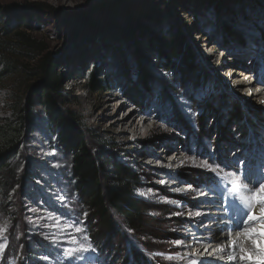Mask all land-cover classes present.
Segmentation results:
<instances>
[{
    "label": "rangeland",
    "instance_id": "1",
    "mask_svg": "<svg viewBox=\"0 0 264 264\" xmlns=\"http://www.w3.org/2000/svg\"><path fill=\"white\" fill-rule=\"evenodd\" d=\"M32 2H43L58 12L33 18L34 29L16 27L17 31L37 40L44 48L42 54L51 53L55 58L67 92L65 107L80 121L89 146L100 153L101 163L107 169L122 163L135 174L133 195L146 203L144 229L127 232L135 255L153 264H185L197 255L207 256L196 251L197 239L192 233L203 235L208 232L204 225L215 223L219 209L213 201L219 200L224 185L214 195L209 193L208 201L191 189L174 191L189 184L203 185L213 175L199 167L177 166L185 155L198 154L199 163L211 150L219 165L217 172L227 183L237 174L225 166L234 165L241 156L264 155V113L252 108L253 96L242 101L237 80L230 76L247 66L259 79L264 77V0H0V5ZM103 3L114 4L106 8ZM85 11L90 18L84 24L73 14ZM138 22L155 37L165 34L171 39L173 32L178 33L188 53L176 56L169 67L157 65L142 53L135 56L136 38L126 40L122 33L136 32ZM16 63L25 68L24 77L32 75L35 61L20 58ZM96 66L99 78L109 80L108 91L95 93L86 87L87 75ZM21 74L0 81V118L8 113L11 91L22 89ZM186 108L199 113L196 121L189 119ZM157 137L159 141L154 140ZM161 165H173L170 171L175 183ZM240 179L243 182L242 175ZM57 193L68 198L67 207L58 201ZM259 208L257 205L255 210ZM189 211H200L204 224L200 217L189 218ZM75 219L80 220L84 233L75 231ZM85 234L89 236L72 175V157L59 147L52 130L39 128L0 176V246L7 245L0 252V264H78L68 260L67 253L92 242L84 240ZM112 236L107 243L116 244L114 253L118 254L111 261L115 264L117 258L126 259L127 247L120 235ZM176 240L191 247L176 246ZM29 251L33 263L25 259ZM177 252L189 255L184 260L167 259ZM98 254L82 264L110 262L103 254L98 259ZM227 261L223 257V264L230 263ZM119 262L126 264L122 259Z\"/></svg>",
    "mask_w": 264,
    "mask_h": 264
},
{
    "label": "trees",
    "instance_id": "2",
    "mask_svg": "<svg viewBox=\"0 0 264 264\" xmlns=\"http://www.w3.org/2000/svg\"><path fill=\"white\" fill-rule=\"evenodd\" d=\"M113 4L103 3V7L110 8ZM56 12L57 9L43 2L0 5V81L7 76L26 72L21 64L16 63L17 59L27 58L30 62L35 61V68L31 70L30 77L21 74L24 79L22 89L11 91L6 107L8 113L0 118V176L19 154L31 133L39 128L46 132L52 130L59 147L72 157V175L76 182V191L86 213L85 226L89 237L92 242H98V259L103 254L110 258V262L106 264L113 262V257L118 251L114 253L116 244L112 245L107 241L111 235L113 238L120 235L126 241L127 255L126 259L117 258L115 264L120 263V259L125 260L126 264H153L150 259L135 255L137 250L133 239L127 233H141L145 227L146 203L133 195V170L122 163L107 169L101 163L100 153L89 146L80 121L65 107L67 92L61 82L62 77L58 75L60 66L55 58L51 53L42 54L44 48L37 40L16 29H34L33 18ZM73 15H77L78 20L84 24L90 18L88 11ZM134 28L136 32L122 34L126 40L136 38L137 45L133 51L135 56L142 53L150 59H155L157 65L161 63V66L169 67L176 56L188 51L176 32L171 34L170 39L165 34L155 37V34L152 35L147 26L140 22L136 23ZM121 48L123 49V46ZM121 51L125 52V48ZM187 59L184 58V61ZM97 69L96 66L88 73L86 87L95 93L108 91L109 80L99 78ZM38 107L40 109H37ZM154 140L160 139L157 137ZM114 215L120 217L121 222ZM31 253L32 251H29L25 259L33 263L34 256ZM21 264L27 262L22 261ZM35 264L45 263L36 261ZM185 264H188V261Z\"/></svg>",
    "mask_w": 264,
    "mask_h": 264
},
{
    "label": "snow or ice",
    "instance_id": "3",
    "mask_svg": "<svg viewBox=\"0 0 264 264\" xmlns=\"http://www.w3.org/2000/svg\"><path fill=\"white\" fill-rule=\"evenodd\" d=\"M244 80H248L247 76L243 77ZM259 83H264V80L258 81ZM256 91H260L259 88ZM251 94V90H249ZM264 104V99L260 101ZM185 111L188 113L189 119L196 121L199 113L192 112L190 108H186ZM194 126H196L194 124ZM173 129L165 128V131H172ZM195 155H185L184 159L180 161L177 167H199L205 172H211L213 175L209 177L203 185L191 184L185 187H177L173 189L174 191L187 193L189 189L197 192L198 196H203L205 201L209 200V193H215L216 188L221 185L224 187L221 189L220 198L218 201H213L215 206L219 209V216L215 221V224L204 225L206 229L211 232L210 237H203L202 241L207 247L204 248V253H208L207 256L201 254L199 260L192 259L188 261V264H209V261H215V264H223V257L214 256L213 253H225L228 252V260L235 264L239 261L240 264H264V206L260 207L259 214L256 213L257 205H264V155L257 157H251L245 159L243 156L236 160L234 165L225 166L226 168H231L233 172L237 175L233 181L225 182L224 178L219 175L217 168L219 165L212 159L211 150L209 155L204 157L197 163ZM212 162L209 163V160ZM191 161V163H188ZM59 166V165H56ZM166 167L171 170L173 165H166ZM241 175L243 176V182H241ZM162 184H166V181H159ZM39 183V182H37ZM215 185V187H213ZM17 187H19L17 185ZM207 188L208 191L205 192L203 189ZM141 195H144L142 190H137ZM152 190L149 189V192ZM247 193L246 195H241L240 193ZM225 193L227 196H225ZM58 201L65 207H67L66 200L67 197L60 196L56 194ZM171 204L176 205L178 201H170ZM34 211V209H30ZM71 210V209H69ZM174 215L183 216L182 212H174ZM86 215V213H85ZM189 218L200 217L201 224H204V217L200 211H189L187 212ZM71 219V217H69ZM80 220H73V226H75V231L77 233H84L85 229L80 227ZM223 225V227H217V225ZM254 225V226H252ZM212 228H216V231L212 232ZM235 233V236L232 233ZM241 236L246 237V241L250 240L253 244V248H248L245 243H237ZM84 240L89 241L90 238L87 234L84 235ZM75 239V237H73ZM201 239H197V243H200ZM176 246L184 244L185 248H190V244H185L182 240H176L173 242ZM213 244L216 247H212ZM98 242H89L87 244L81 243L78 248L73 249L67 253L68 260H76L78 264H82L83 261L89 260L91 257L95 256L97 252ZM7 245L0 246V252H4ZM212 249L209 252V249ZM237 252L239 255H237ZM156 255H165L164 253H157ZM189 254L185 252L182 256L179 252L175 255H167V259H177L184 260ZM44 259H47L45 257Z\"/></svg>",
    "mask_w": 264,
    "mask_h": 264
},
{
    "label": "bare ground",
    "instance_id": "4",
    "mask_svg": "<svg viewBox=\"0 0 264 264\" xmlns=\"http://www.w3.org/2000/svg\"><path fill=\"white\" fill-rule=\"evenodd\" d=\"M253 70H254L253 68H250V67H247V66H242V68L239 69L238 71H233L234 74L232 72L230 74V76L233 75V79H236L237 80L236 81L237 82L236 85H238L237 87L240 89V92L239 93H240V95L243 98L242 101L245 103L246 102L245 100H247L250 96H253L252 97V100H250V101H252L254 103V105H252V108H255L256 110L261 111V112L264 113V104H261L260 103V101L262 99H264V90H261V89H264V85L262 83H259L258 82L260 80H264L263 79L264 77L263 78H260V79H258L256 81H253L252 76L255 77L254 76L255 73L253 74ZM237 75H240V76L239 77H236ZM245 76H247L249 79L248 80H244L243 77H245ZM257 88H259L260 91H256ZM249 90H251V94H249ZM244 106L247 107L246 105H244ZM168 151H169V149H168ZM160 167L161 168H164V171L163 172L166 174V177L171 178L172 183H175L176 181H175V179H173L174 178V175L172 174V172L169 169H167L164 165H161ZM173 186H176V185L174 184ZM211 206H212V204H211ZM259 206L262 207L264 205H259ZM259 211H260V208L258 210H256L257 215L259 214ZM215 213H218L219 214V211H215ZM252 226H254V225H252ZM217 227H223V225L222 224L221 225H217ZM193 230H195V229H193ZM214 231H216V228L212 230V232H214ZM192 234H194V232ZM201 234H203V235H199L197 233V236H195V239H201V242L200 243H197V240L194 241V245H195V247H197L196 248L197 249L196 251L199 252L198 254L202 253L204 251V248H205V247L202 246V244H204L203 241H202V238L203 237H206V236L207 237H210L212 233L208 231V232H202ZM232 235L235 236V233L233 232ZM245 242H246V246L248 248H253L252 242L250 240H247L246 241V237H244V236H241L240 240L237 241L238 244L239 243H245ZM212 247H216V245L213 244ZM214 255L217 256V257L222 256V257L228 258L229 253L228 252H225V253L216 252ZM237 255H239L238 252H237ZM200 258L201 257H199L198 255L196 256V259L197 260H199ZM209 262H211V261H209ZM227 262H230V261L228 260ZM229 264H232V262H230ZM235 264H240V262L237 261V262H235Z\"/></svg>",
    "mask_w": 264,
    "mask_h": 264
}]
</instances>
